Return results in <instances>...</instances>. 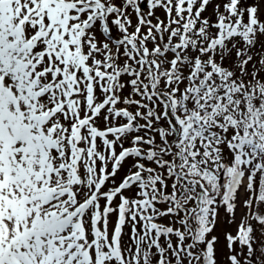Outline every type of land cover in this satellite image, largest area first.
Masks as SVG:
<instances>
[{
  "label": "snow or ice",
  "instance_id": "6c2138e0",
  "mask_svg": "<svg viewBox=\"0 0 264 264\" xmlns=\"http://www.w3.org/2000/svg\"><path fill=\"white\" fill-rule=\"evenodd\" d=\"M0 264H264V0H0Z\"/></svg>",
  "mask_w": 264,
  "mask_h": 264
},
{
  "label": "rangeland",
  "instance_id": "374dc122",
  "mask_svg": "<svg viewBox=\"0 0 264 264\" xmlns=\"http://www.w3.org/2000/svg\"><path fill=\"white\" fill-rule=\"evenodd\" d=\"M209 11H211V9H209Z\"/></svg>",
  "mask_w": 264,
  "mask_h": 264
}]
</instances>
